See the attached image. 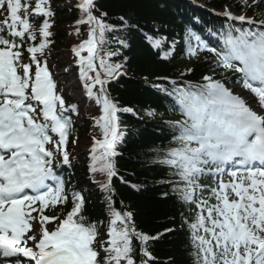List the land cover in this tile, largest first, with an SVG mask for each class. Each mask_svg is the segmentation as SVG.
<instances>
[{"label": "snow or ice", "instance_id": "1", "mask_svg": "<svg viewBox=\"0 0 264 264\" xmlns=\"http://www.w3.org/2000/svg\"><path fill=\"white\" fill-rule=\"evenodd\" d=\"M262 2L240 0V6L255 8ZM77 8L81 15L75 33L79 36V26L86 24L88 38L72 51L85 94L102 113L95 118L102 139L92 138L88 168L106 177L101 190L108 194L107 223L84 215V196L74 190L69 194L56 171L57 160L71 163L67 144L73 123L66 113L76 112L77 106L66 105L47 65L55 15L50 0H0V258L9 264L13 258L22 264L21 256L28 264H158L150 242L164 233L138 231L133 213L117 209L112 198L116 149L124 135L117 113L134 114L130 107L119 108L107 91L111 80L125 74L122 64L109 62L119 50H103L107 35L118 29L106 22L108 14L99 12L96 0H79ZM224 15L241 26L221 30L216 47L190 27L184 33L189 57L212 54L208 71L213 75H203L202 82L184 81L183 86L173 80L171 88L152 85L183 117L168 122L174 146L158 152L155 163L176 177L168 183L177 199L194 206L188 208L191 219L182 214L193 264H264V19L227 10ZM119 19L128 27L123 16ZM145 38L157 50L167 40ZM113 39L127 47L124 39ZM173 51H162L161 59H169ZM216 69L238 74L234 83L252 101L229 88L231 81L215 78ZM203 179L212 184H202ZM69 199L72 207L63 219L44 215ZM54 221L59 223L50 231L46 225ZM33 222L40 226L39 236L28 235Z\"/></svg>", "mask_w": 264, "mask_h": 264}, {"label": "trees", "instance_id": "2", "mask_svg": "<svg viewBox=\"0 0 264 264\" xmlns=\"http://www.w3.org/2000/svg\"><path fill=\"white\" fill-rule=\"evenodd\" d=\"M203 3L208 11H199L184 1L179 0H96L99 12H106V22L116 26L117 32L107 35V43L103 50L117 51L109 62L123 65L124 75L111 80L107 91L119 108L130 107L133 113L118 112L120 130L123 131L121 143L117 146L118 155L115 163L118 175L112 179V198L117 209L131 211L138 231L156 236L164 233L160 239L150 242V250L157 258L158 264H193L191 245L187 225L183 222L182 214L191 219L188 208L172 193L168 181L176 177L170 175L165 166L155 163L157 153L174 146L173 129L168 122L181 120L178 109L172 107L170 98L156 91L153 84H161L171 88V81L175 80L178 86L184 81L193 83L202 82L203 75H213L208 71L212 54L206 51L198 56L189 57L185 51L184 33L192 28L209 46L219 44L218 34L228 22L216 17L212 12H222L228 8L239 14H248L252 17L264 19V2L255 8L242 9L240 0H196ZM252 0H248L252 4ZM55 15L51 18L52 27L50 37L52 43L46 53V60L57 91L63 95L66 105H76V112H68L73 123L70 131L67 151L70 153V165L56 168L57 174L65 181L66 190L80 192L85 198L84 215L91 221L107 223V193L101 190V183L106 177L100 173L95 175L89 172L91 162L90 153L79 154L81 147L93 142V136L102 139L95 118L101 113L94 106L95 100H85L77 103L64 90L65 84L59 85L57 73L62 69L58 59L61 51L71 49L88 38V25H80V35L75 33L76 21L80 18L77 8L78 0H50ZM99 12L96 14L99 15ZM123 16L128 27L120 21ZM40 21H37L39 23ZM247 27V25H243ZM166 37L161 50L151 47L146 36ZM118 39H124L127 47L118 44ZM173 42H175L173 44ZM174 47L172 56L161 59L162 51ZM103 54V53H102ZM207 57V59H205ZM77 59V57H75ZM97 67L99 62L97 61ZM191 68L193 71L186 72ZM79 75V67L76 68ZM184 73L182 76L181 73ZM94 75V73L92 74ZM215 78L228 82L234 87L236 73L224 72L216 69ZM167 77V80L158 79ZM147 81V82H146ZM80 86L83 84L80 80ZM154 111L156 115H147ZM125 182H122V179ZM208 179L201 180L202 184ZM136 185L138 187H132ZM168 192V196L163 193ZM205 196L208 194L205 193ZM71 199L67 204L57 205L55 209H46L44 215L60 216L70 211ZM33 216H38L36 212ZM59 221L49 223L52 228ZM165 229H173L165 233ZM105 231L101 228V232ZM106 239V237H103Z\"/></svg>", "mask_w": 264, "mask_h": 264}, {"label": "rangeland", "instance_id": "3", "mask_svg": "<svg viewBox=\"0 0 264 264\" xmlns=\"http://www.w3.org/2000/svg\"><path fill=\"white\" fill-rule=\"evenodd\" d=\"M253 1V0H252ZM227 11H231L233 14L235 15H239L237 13H235L232 10L226 9ZM226 10L224 12H226ZM72 50H67V51H61L60 55H59V61L61 63V67L63 68L61 71V74L64 76L65 78V82H67V85L65 86V90H68L70 92V95H73L74 97L77 96V93L80 91V87H79V80H78V74L76 71H74L73 67H76V60L73 58V53L71 52ZM60 83L62 82V79L59 81ZM237 90V91H236ZM233 91H236L237 94L242 95V96H246L250 99V101H252V96L250 93L243 91L240 87L233 89ZM95 107H97L99 109V112L101 113V108L100 106H98L96 103L94 104ZM254 106V105H253ZM102 114V113H101ZM92 144L93 143H88L85 144L81 147L80 152L88 154L90 153V150L92 148ZM57 164H60V160L57 161ZM225 180H228L229 177H224ZM212 181H210V183H208V185H211ZM214 186V185H213ZM37 220H39V218H37ZM34 224V230L33 232H29L28 235H38L37 233V228L40 227L38 223L33 222ZM50 231L54 230L51 228H48ZM20 259L22 261L24 257H20ZM28 262V261H26ZM0 264H9V261L3 260L2 258H0ZM10 264H15L14 259L11 260Z\"/></svg>", "mask_w": 264, "mask_h": 264}, {"label": "bare ground", "instance_id": "4", "mask_svg": "<svg viewBox=\"0 0 264 264\" xmlns=\"http://www.w3.org/2000/svg\"><path fill=\"white\" fill-rule=\"evenodd\" d=\"M234 92H236V91H234ZM245 97V99H247V100H249L250 101V99L248 98V97H246V96H244ZM251 102V101H250Z\"/></svg>", "mask_w": 264, "mask_h": 264}]
</instances>
